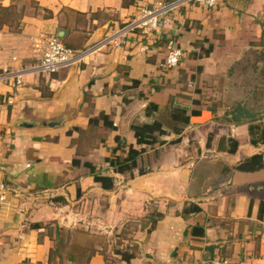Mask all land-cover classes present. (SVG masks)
Here are the masks:
<instances>
[{"label": "crops", "instance_id": "crops-1", "mask_svg": "<svg viewBox=\"0 0 264 264\" xmlns=\"http://www.w3.org/2000/svg\"><path fill=\"white\" fill-rule=\"evenodd\" d=\"M156 1L0 0V73L21 80L0 82V264H264V167L233 169L255 153L264 161V143L249 133L256 114L232 116L258 112L264 128V77L252 67H264V0L185 5L150 34L132 32L56 72L35 69L47 37L80 51ZM170 47L180 60L162 67ZM171 103L198 114L161 135L164 144H137L131 125L168 129ZM100 113L113 129L101 119L90 127ZM116 137L147 149L131 175L108 168ZM188 203L200 211L184 215Z\"/></svg>", "mask_w": 264, "mask_h": 264}, {"label": "trees", "instance_id": "trees-1", "mask_svg": "<svg viewBox=\"0 0 264 264\" xmlns=\"http://www.w3.org/2000/svg\"><path fill=\"white\" fill-rule=\"evenodd\" d=\"M199 43V42H198ZM198 45V44H197ZM209 50H206L204 53L207 54ZM262 60H264V52H261L259 55ZM257 69L254 67V70L259 71L262 77H264V67L262 70L260 69V65H257ZM262 71V72H261ZM137 83V81H134V84ZM157 105L153 103H149L146 107L147 114H152L157 111ZM167 118L169 121L168 129L164 128L162 125V122L159 120H154L150 123H140V124H132L131 128L136 134V142L140 145H146V146H154L155 144L161 145L164 144V141L160 139L161 135L167 134L169 132H174L177 135L181 133V131L184 129V127L189 123V117L191 114H198V111L192 110L190 113L187 112V109L185 107H181L179 105L169 104L167 107ZM253 116V113H248L247 111H242L239 108L234 109V112L232 111V116L235 121H239L240 116ZM103 121V125L105 127H108L110 129L114 128V125L112 124L109 117L104 114L100 113L96 117H92L90 119L89 125L90 127L97 126L99 120ZM249 124V133L251 136L252 141L255 143L257 141L264 143V128H262L258 123H256L255 119L252 118L250 120ZM255 136L257 138H255ZM117 145L116 147L111 149L110 156L106 159V162L108 164V168L113 170L116 173L119 174H132V171L137 166V159L141 157L145 152L146 148H136L132 144H127L124 141H122L119 137H116ZM230 147L229 151L233 152L237 146V143L235 140L230 139ZM76 161L74 160V163ZM85 166L89 168L92 176L94 177V180L96 182H99L100 185L104 189H112L114 186V178L110 175L103 174L101 171H98L93 165L90 163H85ZM264 167V161H263V154L255 153L241 162H239L236 166L233 167L234 170H240V171H256L260 168ZM140 173L144 172V169H141L139 171ZM200 211V207L197 206L195 203H188L184 208L182 213L184 215L190 214V213H196ZM161 217V214L158 212H150L148 216V220L152 225ZM150 226V227H151ZM122 256V259L124 261H129L133 254L129 253L127 251L125 252H119Z\"/></svg>", "mask_w": 264, "mask_h": 264}, {"label": "built area", "instance_id": "built-area-1", "mask_svg": "<svg viewBox=\"0 0 264 264\" xmlns=\"http://www.w3.org/2000/svg\"><path fill=\"white\" fill-rule=\"evenodd\" d=\"M186 3L197 4L203 9H210L215 6L217 0H169L159 1L151 7L142 6L132 19L121 25L116 31L104 36L99 41L92 43L80 51L66 47L56 37H49L45 40V49L42 58L35 69L39 72H56L62 67L82 60L86 55L93 53L105 45L114 47L121 46L127 36L132 32L139 31L142 34H150L158 28V24L161 25L170 22L173 10L176 8L179 9ZM180 57V50L171 47L161 66L174 67L178 64ZM8 75L15 77L16 83H21L19 75H14L13 72L7 70H3L0 73V82ZM212 263L226 264L225 261L221 260H213Z\"/></svg>", "mask_w": 264, "mask_h": 264}, {"label": "rangeland", "instance_id": "rangeland-1", "mask_svg": "<svg viewBox=\"0 0 264 264\" xmlns=\"http://www.w3.org/2000/svg\"><path fill=\"white\" fill-rule=\"evenodd\" d=\"M160 1H162V0H160ZM157 2H159V1L154 2L152 6H154ZM191 4H192V3H186V4H183V6H185V5H191ZM193 5H195V4H193ZM215 5H216V4H215ZM145 6L147 7V5H145ZM183 6H182V7H183ZM195 6H199V5L196 4ZM141 7H142V6H141ZM199 7H200V6H199ZM213 7H214V6H213ZM139 8H140V7H139ZM201 8H202V7H201ZM202 9H203V8H202ZM138 10H139V9H138ZM205 10H208V9H205ZM175 11H177V8H176L175 10H173V13H174ZM173 13H172V15H173ZM136 14H137V13H136ZM133 17H134V16H133ZM133 17H132V18H133ZM132 18H131V19H132ZM129 20H130V19H129ZM125 23H126V22H125ZM171 23H172V17L170 18V22H167V25H170ZM123 24H124V23H123ZM123 24H122V25H123ZM159 26H160V25L158 24V27H159ZM50 37H53V36H50ZM47 38H49V37H47ZM47 38H46V39H47ZM170 49H171V47H170ZM170 49H169V50H170ZM169 50H168L167 54L169 53ZM167 54H166V56H167ZM252 67H253V68L255 67V68L257 69V66H256L255 64H254V66L252 65ZM169 68H170V67H169ZM255 71H257V70H255ZM255 81H256V80H255ZM254 84H256V82H255ZM256 85H257V84H256ZM262 85H264V84H262ZM258 88H259V87H258ZM257 105H258V104H257ZM260 106H261V107H264V104L259 105V107H260ZM254 114L257 115V114H259V113H258V112H257V113H253V116H254ZM256 115H255V116H256ZM255 116H254V118H255Z\"/></svg>", "mask_w": 264, "mask_h": 264}, {"label": "water", "instance_id": "water-1", "mask_svg": "<svg viewBox=\"0 0 264 264\" xmlns=\"http://www.w3.org/2000/svg\"><path fill=\"white\" fill-rule=\"evenodd\" d=\"M35 123H24V125H34ZM40 125H44V126H54V125H57L58 123L57 122H51V121H46V122H41L39 123Z\"/></svg>", "mask_w": 264, "mask_h": 264}]
</instances>
